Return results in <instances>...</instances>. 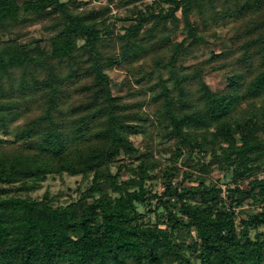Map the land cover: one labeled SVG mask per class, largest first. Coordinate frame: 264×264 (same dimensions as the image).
Listing matches in <instances>:
<instances>
[{
    "label": "trees",
    "instance_id": "obj_1",
    "mask_svg": "<svg viewBox=\"0 0 264 264\" xmlns=\"http://www.w3.org/2000/svg\"><path fill=\"white\" fill-rule=\"evenodd\" d=\"M163 1L166 11L139 13L115 36L105 18L109 8L0 0V264H264V234L250 235L264 226V31L257 25L264 0ZM222 5L227 9L219 14ZM194 16H251L252 23L232 38L236 47L185 69L181 60L205 44ZM29 22L47 23L49 36L34 47L24 41ZM181 23L185 36L173 41ZM148 60L169 76L137 79V101L115 96L107 70L136 78ZM227 66V89L212 90L205 71ZM148 128L169 140L176 161L209 150L210 166L230 173L236 187L223 198L203 178L174 186L179 168L171 165L163 170V196L153 194L146 183L162 164L151 150L137 157L132 141ZM124 170L134 177L123 180ZM64 175L91 178V186L65 205L49 193L20 195ZM154 200L166 212L146 223L139 206ZM249 200L261 210L239 220L237 210Z\"/></svg>",
    "mask_w": 264,
    "mask_h": 264
},
{
    "label": "rangeland",
    "instance_id": "obj_2",
    "mask_svg": "<svg viewBox=\"0 0 264 264\" xmlns=\"http://www.w3.org/2000/svg\"><path fill=\"white\" fill-rule=\"evenodd\" d=\"M67 1V0H64ZM78 2H84L86 5L83 8H80V11L90 10L93 8L96 9H106L109 8V12L106 17L108 28L115 34V36L123 35L125 33V28L132 24L129 19L137 17L139 13H149V11H154L158 13L159 11H166L169 7L167 3L163 0H142L137 3L127 4L123 0H77ZM227 8L223 5L218 8V13H223V10ZM177 16L182 19L181 12L177 13ZM193 20L196 21V24L200 27V31L205 39V44L194 50V55L188 58L181 60L180 65L187 68H193L199 63H204L211 55L214 53H221L223 51H228L234 45L233 37L237 36L239 33H244V29L252 23V17L248 16L246 19H236L223 17L218 21H212L200 18L199 16H194ZM260 20V18H256ZM257 25H261V30L264 31V21H258ZM49 24V23H48ZM47 23L36 24V23H26L24 27L25 38L24 41L28 45H35L36 40H40L49 36L44 29ZM99 25L102 28V34H105L104 27L102 26V19L99 21ZM256 25H253L255 27ZM170 28L171 25L169 26ZM259 28V29H260ZM258 29V30H259ZM106 36V35H104ZM185 36L184 24L181 23L180 30L178 33L173 35L172 40L181 42ZM46 39V38H45ZM243 41V40H242ZM233 42V43H232ZM82 45L83 42L80 41ZM44 45V44H43ZM227 70H212L208 69L205 71L204 79L206 83L214 91H222L228 87V71H232L230 66H227ZM225 71V72H223ZM107 73L111 79L112 92L115 96H120L126 101H137L140 97L136 95L140 86L136 85L135 81L141 77H145L147 80H156L158 77L163 76L167 78L168 72L165 69L154 70L152 68L151 61H146L144 65V74L132 76V71H125L118 68H111L107 70ZM128 84H134V89H130ZM136 88V89H135ZM136 92H135V91ZM36 115V114H35ZM34 116V115H33ZM132 141L135 147L138 149L139 153L137 157L141 156L144 153H154L157 159H160L161 162L160 168L151 172V179L146 183V187L153 194L158 196H163L166 191L165 186V170L168 166L175 165L179 168V177L174 180V186H179L182 183V187H191L198 185V181L203 178L206 180L207 185L216 184L222 189V197L227 196L228 188L236 187L232 182V175L230 173L221 171L216 166L211 165V153L206 150L205 152L190 151L185 152L183 157L176 161L172 158V153L170 151L169 140L166 138H160L156 135V132H153L148 128V134H138L132 137ZM166 149V150H164ZM175 149V148H174ZM151 150V151H149ZM187 162V163H185ZM135 167L138 165L137 161L130 162ZM189 164V167H188ZM205 165V170L203 169ZM118 166L113 167V172H116ZM264 170V169H263ZM186 172V174H184ZM122 179L128 180L134 177L133 174L124 170L122 173ZM192 176V178L187 177ZM260 178H264V171L259 173ZM248 181L241 183L242 188H247ZM91 186V178L83 180L81 176H68L64 175L63 177L59 176H50L43 183L40 190L30 192L29 194H20L22 196H29L35 199H42L46 193L50 194V197L54 200L56 205H65L67 203L76 201L80 198V195L84 193ZM181 186L178 187L180 190ZM163 198V197H162ZM154 200L149 206H139V211L142 214H146L145 222L155 224L159 222L166 210L164 209L165 205L163 203L157 202ZM171 203H174V200H171ZM148 206V207H147ZM169 206V205H168ZM261 210L260 205L253 204L250 200L247 201L244 206L237 210L241 212L239 214V220L245 219L246 214L244 212L258 213ZM161 216V218H160ZM238 220V222H239ZM162 227H164L162 225ZM264 234V226L259 227L258 229H253L250 231V235L255 239L256 235ZM186 242L190 243V239L186 238ZM190 254V251L188 252Z\"/></svg>",
    "mask_w": 264,
    "mask_h": 264
}]
</instances>
